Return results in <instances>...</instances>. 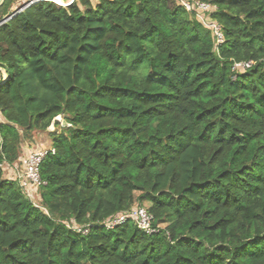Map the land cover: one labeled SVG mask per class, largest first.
I'll return each instance as SVG.
<instances>
[{"label":"trees","instance_id":"obj_1","mask_svg":"<svg viewBox=\"0 0 264 264\" xmlns=\"http://www.w3.org/2000/svg\"><path fill=\"white\" fill-rule=\"evenodd\" d=\"M97 2L0 25V264H264V0Z\"/></svg>","mask_w":264,"mask_h":264},{"label":"built area","instance_id":"obj_2","mask_svg":"<svg viewBox=\"0 0 264 264\" xmlns=\"http://www.w3.org/2000/svg\"><path fill=\"white\" fill-rule=\"evenodd\" d=\"M4 0H0V3ZM63 4H56L59 7L67 8L70 6L73 2L77 0H61ZM179 2L183 7L191 12L195 10L197 12V16H199L200 20L205 24L206 27L212 30L213 35L215 36V40L217 43V46L223 42V35L220 31V27L216 22H213L211 20H206V17L204 16V13L214 11L215 7L210 6L209 4L203 2V0H175ZM39 2H52L51 0H24L23 6H25L24 9L37 4ZM22 9L21 11H23ZM252 66V63H236L233 67V70L240 72L245 71L249 69ZM2 74V80L5 79V73L0 72ZM54 150L52 148L48 150H40L36 152L30 153L28 157L23 159L22 161V167H23V181L22 179H19V182L21 183L22 188H27L28 186H31L33 188H38L46 185V182H43L40 178V165L43 161V159L47 156L48 153L54 154ZM23 182V184H22ZM128 221H132L139 230L145 232L146 234H153L155 232V229L152 228V216L143 208H135L130 211L120 213L117 216H115L113 219H111L108 223L105 224V228L107 230H113L123 224H125ZM78 232H81L83 234H86L88 232V229H82V228H74Z\"/></svg>","mask_w":264,"mask_h":264},{"label":"rangeland","instance_id":"obj_3","mask_svg":"<svg viewBox=\"0 0 264 264\" xmlns=\"http://www.w3.org/2000/svg\"><path fill=\"white\" fill-rule=\"evenodd\" d=\"M10 0H8V2H9ZM20 0H16L13 4H12V7H13V5L14 6H18V5H20ZM91 4H92V6L93 7H95L97 4H98V2H97V0H91ZM16 6V7H17ZM197 19L198 20H200V18H199V16L197 17ZM206 20H211L209 17H206L205 18ZM63 123V122H62ZM51 128V127H50ZM53 130V128L51 129V131ZM22 165V163L20 164H17V165H15L14 166V168H13V170H12V174L13 175H16L17 176V178H19V179H22V181H23V178H22V176H23V167L21 166ZM22 184H23V182H22ZM20 186H21V183H20Z\"/></svg>","mask_w":264,"mask_h":264},{"label":"water","instance_id":"obj_4","mask_svg":"<svg viewBox=\"0 0 264 264\" xmlns=\"http://www.w3.org/2000/svg\"><path fill=\"white\" fill-rule=\"evenodd\" d=\"M4 1H5V0H4ZM4 1L0 3V6L4 3ZM24 8H25V6H22L21 8H18L17 10H15L14 12H12L8 17L2 19V20L0 21V25L3 24V23H5V22H7V21H9L12 17H14V16L17 15L18 13H20L21 10L24 9ZM0 72H4V71L0 70ZM4 73H5V72H4ZM6 79H7V75H6V73H5V79L3 80V82H4ZM55 121H57V122H61L62 119H61V117H57V118L55 119ZM65 126H66V123L63 121V123H62V127H65ZM52 128H53V123L51 124V128H49V130H51Z\"/></svg>","mask_w":264,"mask_h":264},{"label":"crops","instance_id":"obj_5","mask_svg":"<svg viewBox=\"0 0 264 264\" xmlns=\"http://www.w3.org/2000/svg\"><path fill=\"white\" fill-rule=\"evenodd\" d=\"M23 1H24V0H20L21 3H23ZM75 2H76V1H75ZM90 2H91V0H90ZM16 6H17V5H16ZM16 6L13 5V7H12L11 10H10V13H12V12H14L15 10L18 9L19 5H18L17 7H16ZM80 8H81V7H80ZM81 9H82V8H81Z\"/></svg>","mask_w":264,"mask_h":264},{"label":"bare ground","instance_id":"obj_6","mask_svg":"<svg viewBox=\"0 0 264 264\" xmlns=\"http://www.w3.org/2000/svg\"><path fill=\"white\" fill-rule=\"evenodd\" d=\"M51 1L54 3H57V4H63V2L61 0H51Z\"/></svg>","mask_w":264,"mask_h":264}]
</instances>
